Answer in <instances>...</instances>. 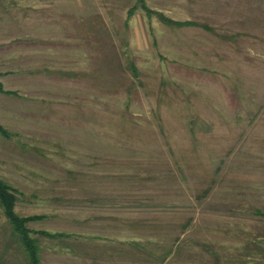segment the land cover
Wrapping results in <instances>:
<instances>
[{
  "label": "rangeland",
  "instance_id": "374dc122",
  "mask_svg": "<svg viewBox=\"0 0 264 264\" xmlns=\"http://www.w3.org/2000/svg\"><path fill=\"white\" fill-rule=\"evenodd\" d=\"M0 85L42 264H264V0H0Z\"/></svg>",
  "mask_w": 264,
  "mask_h": 264
},
{
  "label": "trees",
  "instance_id": "16d2710c",
  "mask_svg": "<svg viewBox=\"0 0 264 264\" xmlns=\"http://www.w3.org/2000/svg\"><path fill=\"white\" fill-rule=\"evenodd\" d=\"M165 20V18L163 19ZM186 24L197 25L194 22H187ZM1 89V85H0ZM0 132L8 136L9 132L0 124ZM17 190L6 183L3 180H0V207L5 218L11 225L12 233L18 237V241L24 247L28 263L29 264H42L39 254L40 246L38 245V240L32 236V233L45 235L47 237L53 238L55 235L60 233H51L49 231H39L36 232L28 227V223L33 220H40L44 218L42 215H27L20 216L15 208L17 205ZM58 236V235H57Z\"/></svg>",
  "mask_w": 264,
  "mask_h": 264
},
{
  "label": "crops",
  "instance_id": "0c3cea01",
  "mask_svg": "<svg viewBox=\"0 0 264 264\" xmlns=\"http://www.w3.org/2000/svg\"><path fill=\"white\" fill-rule=\"evenodd\" d=\"M42 56V55H41Z\"/></svg>",
  "mask_w": 264,
  "mask_h": 264
}]
</instances>
